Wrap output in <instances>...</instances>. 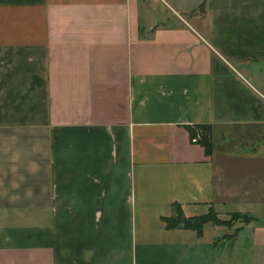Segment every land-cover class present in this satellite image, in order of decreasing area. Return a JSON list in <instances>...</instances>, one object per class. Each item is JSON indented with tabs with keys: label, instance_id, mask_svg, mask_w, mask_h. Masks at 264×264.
I'll return each instance as SVG.
<instances>
[{
	"label": "crops",
	"instance_id": "obj_1",
	"mask_svg": "<svg viewBox=\"0 0 264 264\" xmlns=\"http://www.w3.org/2000/svg\"><path fill=\"white\" fill-rule=\"evenodd\" d=\"M0 264H264V0H0Z\"/></svg>",
	"mask_w": 264,
	"mask_h": 264
},
{
	"label": "trees",
	"instance_id": "obj_2",
	"mask_svg": "<svg viewBox=\"0 0 264 264\" xmlns=\"http://www.w3.org/2000/svg\"><path fill=\"white\" fill-rule=\"evenodd\" d=\"M202 131L200 135V143L205 147L206 153L208 155L212 154L213 145L209 137L210 129L207 126L199 127ZM196 133L192 130V136ZM254 217L251 219L253 220ZM164 222L168 228H186L193 229L198 232L199 235L203 232V226L206 222H213L215 225H223L218 220V217L214 215V209L212 208L208 214L195 216V217H186L181 206L179 204H174L172 206V215L170 217H165ZM250 222V221H246Z\"/></svg>",
	"mask_w": 264,
	"mask_h": 264
},
{
	"label": "rangeland",
	"instance_id": "obj_3",
	"mask_svg": "<svg viewBox=\"0 0 264 264\" xmlns=\"http://www.w3.org/2000/svg\"><path fill=\"white\" fill-rule=\"evenodd\" d=\"M234 147L241 149V147L238 144H234ZM214 215L218 217L220 223H223V225L227 227H232L236 225V223L251 221V219L253 218V216L248 213H242V212L220 213L215 209H214Z\"/></svg>",
	"mask_w": 264,
	"mask_h": 264
},
{
	"label": "built area",
	"instance_id": "obj_4",
	"mask_svg": "<svg viewBox=\"0 0 264 264\" xmlns=\"http://www.w3.org/2000/svg\"><path fill=\"white\" fill-rule=\"evenodd\" d=\"M194 142H198L200 140V135H197L192 139Z\"/></svg>",
	"mask_w": 264,
	"mask_h": 264
}]
</instances>
